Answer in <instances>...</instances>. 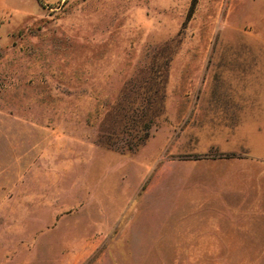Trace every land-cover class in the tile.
<instances>
[{"label":"rangeland","instance_id":"374dc122","mask_svg":"<svg viewBox=\"0 0 264 264\" xmlns=\"http://www.w3.org/2000/svg\"><path fill=\"white\" fill-rule=\"evenodd\" d=\"M227 152L264 156V0H0V264H264V213L191 244Z\"/></svg>","mask_w":264,"mask_h":264},{"label":"crops","instance_id":"0c3cea01","mask_svg":"<svg viewBox=\"0 0 264 264\" xmlns=\"http://www.w3.org/2000/svg\"><path fill=\"white\" fill-rule=\"evenodd\" d=\"M191 161L190 170L183 179L192 183L193 203L209 209V213L237 215L236 225L229 230H218L217 234L227 236L226 241H201L196 245H242L247 236L249 214L264 213V156L238 152L221 153ZM228 155V156H226ZM234 155V156H232ZM188 165V164H187ZM187 189V187H185ZM186 197L188 194H185ZM221 232V233H220Z\"/></svg>","mask_w":264,"mask_h":264}]
</instances>
